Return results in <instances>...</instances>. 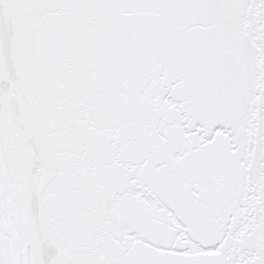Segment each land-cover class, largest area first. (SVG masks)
Instances as JSON below:
<instances>
[{
    "label": "snow or ice",
    "instance_id": "snow-or-ice-1",
    "mask_svg": "<svg viewBox=\"0 0 264 264\" xmlns=\"http://www.w3.org/2000/svg\"><path fill=\"white\" fill-rule=\"evenodd\" d=\"M0 264H264V0H0Z\"/></svg>",
    "mask_w": 264,
    "mask_h": 264
}]
</instances>
